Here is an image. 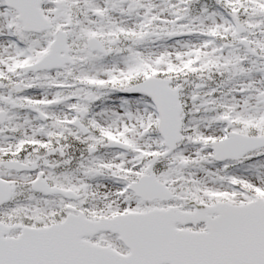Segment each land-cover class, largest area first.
<instances>
[{
	"label": "snow or ice",
	"instance_id": "1",
	"mask_svg": "<svg viewBox=\"0 0 264 264\" xmlns=\"http://www.w3.org/2000/svg\"><path fill=\"white\" fill-rule=\"evenodd\" d=\"M0 264H264V0H0Z\"/></svg>",
	"mask_w": 264,
	"mask_h": 264
}]
</instances>
